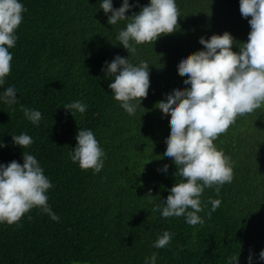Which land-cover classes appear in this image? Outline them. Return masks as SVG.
<instances>
[{
    "label": "trees",
    "instance_id": "1",
    "mask_svg": "<svg viewBox=\"0 0 264 264\" xmlns=\"http://www.w3.org/2000/svg\"><path fill=\"white\" fill-rule=\"evenodd\" d=\"M26 11L16 29L11 71L5 84L17 89V102L0 101V163L23 164V151L34 155L50 179L48 203L55 221L39 208L13 224L0 223V264H145L157 253L156 264H264V105L238 115L214 143L231 158L233 179L217 192L205 188L201 196L203 223L190 225L184 216L163 217L158 205L181 179L166 155L165 137L171 130V112L156 107L174 87H189L179 60L202 50L199 38L225 31L234 37L233 51L246 42L248 20L239 0H177L176 31L155 42L137 44L135 55L116 39L126 21L108 23L101 0H21ZM123 0H113L119 8ZM131 16L149 0H129ZM116 55L133 63L146 60L150 69L148 95L135 115L115 100L110 79L102 71ZM81 100V114L63 105ZM24 108L42 113L39 124ZM81 128L91 129L104 149L99 173L82 169L68 153ZM29 134L33 143L23 149L12 135ZM169 167L165 172L163 165ZM151 189V190H150ZM210 199L219 207L208 215ZM167 230L172 239L153 247Z\"/></svg>",
    "mask_w": 264,
    "mask_h": 264
},
{
    "label": "clouds",
    "instance_id": "2",
    "mask_svg": "<svg viewBox=\"0 0 264 264\" xmlns=\"http://www.w3.org/2000/svg\"><path fill=\"white\" fill-rule=\"evenodd\" d=\"M135 7L129 0H123L119 8L113 7V0H101L100 8L108 14V23L116 25L126 21L116 39L135 55L136 45L155 42L161 36L176 31L179 16L177 0H149V3L133 12ZM239 8L248 20L250 32L246 42L233 51L234 37L225 31L210 38H199L204 46L183 56L178 62V71L187 74L183 81L186 88L179 86L166 93L156 105L165 113L171 112L170 133L165 137L166 155L177 167L176 176L181 177L169 190L166 202L158 209L167 217L184 216L190 225L203 223L199 215L204 210L201 196L205 188L220 187L233 179L231 158L219 149L214 141L232 125L238 115L251 113L264 105V0H239ZM26 11L21 0H0V87L11 71L13 48L17 41L16 29ZM150 67L146 60L133 63L128 57L116 55L111 62L105 61L102 71L112 77L109 88L115 100L129 114L135 115L147 97L150 87ZM17 89L8 86L0 92V101L12 105L17 102ZM75 117L83 114L87 105L76 100L63 105ZM25 117L33 124H39L42 113L38 109L24 108ZM77 144L68 153L70 159L82 169H93L99 173L104 167V149L91 129L81 128L76 136ZM12 141L22 149L33 143L27 133L12 135ZM6 145L0 141V148ZM169 165L164 164L166 172ZM53 187L44 174L37 158L23 151V164L13 160L7 165L0 163V223L18 222L32 208H39L52 220L59 216L48 203V190ZM151 190V189H150ZM210 216L221 201L210 199ZM172 235L167 230L158 235L153 243L163 248L170 243ZM264 261V249L259 253ZM157 253L145 258V264H156ZM228 264H239L238 256L230 257ZM253 264V256L248 257Z\"/></svg>",
    "mask_w": 264,
    "mask_h": 264
}]
</instances>
